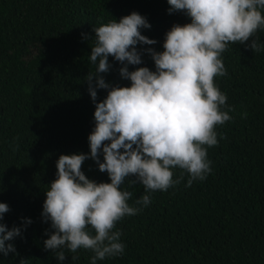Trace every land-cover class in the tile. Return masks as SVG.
Returning <instances> with one entry per match:
<instances>
[{
    "label": "trees",
    "instance_id": "16d2710c",
    "mask_svg": "<svg viewBox=\"0 0 264 264\" xmlns=\"http://www.w3.org/2000/svg\"><path fill=\"white\" fill-rule=\"evenodd\" d=\"M169 7L167 0H0V202L11 209L2 222L22 227L20 237L6 242L16 252L0 253V264H61L44 250L50 222L41 213L59 156L90 153L95 104L86 76L95 71L93 28L135 11L151 24L142 34L157 41L138 49L163 51L167 31L190 22ZM253 38L264 45V30ZM221 59L227 74L215 82L234 111L216 128L218 144L208 148L211 173L190 187L185 173L181 183L152 192L147 207L116 224L123 255L97 264H264V47L253 52L230 43ZM142 61L129 70H155L147 52ZM109 63L106 81L130 86L119 74L122 65L111 56ZM106 95L98 89L97 102ZM82 171L110 183L92 159ZM181 171L174 169V179ZM130 179L121 187L132 192L128 203L135 206L146 192L139 183L129 187ZM27 219L32 223L24 228ZM65 251L63 264H91L94 255Z\"/></svg>",
    "mask_w": 264,
    "mask_h": 264
},
{
    "label": "clouds",
    "instance_id": "9594fccd",
    "mask_svg": "<svg viewBox=\"0 0 264 264\" xmlns=\"http://www.w3.org/2000/svg\"><path fill=\"white\" fill-rule=\"evenodd\" d=\"M167 2L169 14L183 12L190 22L174 24L167 31L163 51L143 49L154 61V71L146 66L129 70V65L143 62L138 45L157 43L141 32L151 28L145 16L134 11L93 28L90 61L95 71L86 76L95 104L90 153L59 156L56 178L45 191L41 213L44 222H50L44 250H50L61 264L68 258L65 250L73 254L90 250L94 253L91 264L123 255L121 232L114 231L118 221L147 207L152 192L181 183L185 173L188 187L207 178L212 171L208 148L218 144L216 128L231 120L229 112L234 111L215 82L227 74L221 55L230 43L243 44L253 52L264 47L253 38L264 30V0ZM110 56L122 65L119 74L130 86L106 81ZM98 89L107 91L99 102ZM87 159L108 174L110 183L86 176L82 165ZM177 168L182 171L174 179ZM131 177L135 179H130L129 187L139 183L146 192L135 206L128 203L132 192L121 187ZM10 210L0 202V253L5 256L16 252L15 245L6 242L22 235L21 226L9 229L2 222ZM31 223L27 219L23 227Z\"/></svg>",
    "mask_w": 264,
    "mask_h": 264
}]
</instances>
